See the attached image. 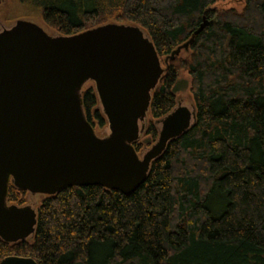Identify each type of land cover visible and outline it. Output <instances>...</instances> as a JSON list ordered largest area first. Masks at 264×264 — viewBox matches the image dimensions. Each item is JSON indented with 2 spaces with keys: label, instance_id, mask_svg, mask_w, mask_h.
Here are the masks:
<instances>
[{
  "label": "trees",
  "instance_id": "trees-1",
  "mask_svg": "<svg viewBox=\"0 0 264 264\" xmlns=\"http://www.w3.org/2000/svg\"><path fill=\"white\" fill-rule=\"evenodd\" d=\"M3 1L22 11L12 15H38L60 34L108 21L138 25L163 66L150 91L144 144L155 139V119L174 106L175 90L184 87L180 71L188 76L194 117L166 141L132 191L81 184L44 194L30 236L0 239V258L29 256L37 264H264V0H244L241 10L213 7L224 0ZM202 18L206 23L184 55L164 64L163 56ZM80 99L89 123L102 126L91 85L80 89ZM142 145L132 142L136 152ZM25 192L8 183L5 200L21 204Z\"/></svg>",
  "mask_w": 264,
  "mask_h": 264
},
{
  "label": "water",
  "instance_id": "water-1",
  "mask_svg": "<svg viewBox=\"0 0 264 264\" xmlns=\"http://www.w3.org/2000/svg\"><path fill=\"white\" fill-rule=\"evenodd\" d=\"M163 56L165 64L198 32ZM151 41L134 23L108 21L71 33H48L16 18L0 29V239L30 236L35 210L7 203L8 183L29 193L52 194L64 185L99 184L130 192L168 139L184 131L193 105H174L155 119V140L134 150L150 91L162 72ZM92 81L108 132L98 136L85 118L80 89ZM0 264H37L5 255Z\"/></svg>",
  "mask_w": 264,
  "mask_h": 264
},
{
  "label": "rangeland",
  "instance_id": "rangeland-1",
  "mask_svg": "<svg viewBox=\"0 0 264 264\" xmlns=\"http://www.w3.org/2000/svg\"><path fill=\"white\" fill-rule=\"evenodd\" d=\"M3 0H0V29L3 27H7L9 26L14 19L16 18H25V19H29L35 23H37L38 25H40L45 31H47L48 33H56L54 30H52L51 28L47 27L42 20L40 19V17L38 15H27V16H23V15H12V14H18L20 12H22L15 4L12 5H7L8 8L6 7V5L3 3ZM7 4V3H6ZM244 5V0H224V1H219L217 3H215L213 5V7H215L216 9H228V8H233L236 10H241V8ZM10 7V8H9ZM10 9L8 11V13H5V10ZM8 16V17H7ZM125 23H130V22H125ZM185 51L184 50H179L178 54L180 55H184ZM162 66V65H161ZM179 76H181L182 78L185 79V84L183 88H179L175 90V98H174V105L178 104H183L187 107H191L192 106V99L190 96V93L187 89L188 86V76L187 73L185 71H180ZM88 85H92V81L90 80H86L81 88H84ZM98 108L100 109L99 103H97ZM101 111V109H100ZM102 113V112H101ZM147 113L144 117L143 120H145V118L147 117ZM144 122V121H143ZM156 124V127L158 128V124ZM93 131L96 135L98 136H102L105 135L108 132V128L106 125V120L104 118V124L102 126H93ZM156 138V137H155ZM137 140L141 141L143 143V145L141 146V148L137 151V154L140 155L141 152L146 149L153 141L149 142L147 145L144 144L145 141V137L143 136L142 132L139 133V136L137 138ZM44 194L42 193H29V192H25L24 193V201L21 204L27 203L30 204L33 208H35V206L38 204L39 200L42 198Z\"/></svg>",
  "mask_w": 264,
  "mask_h": 264
}]
</instances>
